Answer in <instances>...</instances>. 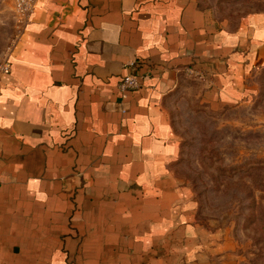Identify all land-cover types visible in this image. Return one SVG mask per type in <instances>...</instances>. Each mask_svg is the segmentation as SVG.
Here are the masks:
<instances>
[{"label":"crops","instance_id":"1","mask_svg":"<svg viewBox=\"0 0 264 264\" xmlns=\"http://www.w3.org/2000/svg\"><path fill=\"white\" fill-rule=\"evenodd\" d=\"M222 2L35 0L0 74V264L202 259L167 106L235 108L264 71V12Z\"/></svg>","mask_w":264,"mask_h":264},{"label":"rangeland","instance_id":"2","mask_svg":"<svg viewBox=\"0 0 264 264\" xmlns=\"http://www.w3.org/2000/svg\"><path fill=\"white\" fill-rule=\"evenodd\" d=\"M220 14L264 12V0H223ZM23 24L0 0V74ZM167 106L180 146L175 172L191 193L193 219L208 235L195 264H264V71L253 99L212 112L186 84Z\"/></svg>","mask_w":264,"mask_h":264},{"label":"built area","instance_id":"3","mask_svg":"<svg viewBox=\"0 0 264 264\" xmlns=\"http://www.w3.org/2000/svg\"><path fill=\"white\" fill-rule=\"evenodd\" d=\"M13 5V10L18 21L23 24V26L28 22L30 15L34 9V2L35 0H10ZM131 68H136V64L132 63L130 65ZM9 70V64L6 63L1 67V73H7ZM138 77L135 73H128L127 75L123 76L120 82L118 83V91L120 97L125 99L127 95L136 90L139 87Z\"/></svg>","mask_w":264,"mask_h":264}]
</instances>
